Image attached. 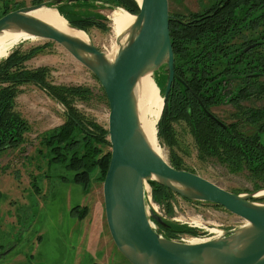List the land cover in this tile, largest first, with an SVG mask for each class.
I'll return each instance as SVG.
<instances>
[{"label":"rangeland","instance_id":"1","mask_svg":"<svg viewBox=\"0 0 264 264\" xmlns=\"http://www.w3.org/2000/svg\"><path fill=\"white\" fill-rule=\"evenodd\" d=\"M41 1L45 0H0V14L5 2L7 10L12 11ZM210 1L168 0L169 12L186 15L201 12ZM70 7L74 12L65 11L72 19H75V12L106 17L107 30L88 27L86 34L99 50L111 55L116 47V34L112 29L110 14L121 7L115 6L113 0H90L88 6L73 2ZM31 47H38L39 50L26 62L27 67L35 69L46 66L47 79L54 85H82L89 88L86 99L76 100L74 105L87 118L107 128L108 102L96 77L51 40L37 38L19 41L8 53L14 49L26 51ZM158 79V86L162 87L164 80L161 76ZM259 80L264 82V77ZM20 89L16 109L29 122L31 130L22 148L0 155V254L9 250L0 257V264H130L108 232L102 182L96 179L97 174L92 175L90 189L85 193L82 185L72 180L74 171L60 163L49 162L47 149L39 144L41 133L63 123L65 107L34 84L23 85ZM241 105L264 108V97L246 100ZM211 109L226 123L239 122L240 129L246 134L256 132L255 126L245 121L244 117L237 116L238 109L231 104L223 103ZM158 122L157 143L162 157L169 164L172 156H175L180 161L181 170L195 173L230 192L249 194L254 191L253 182L246 171L235 173L214 159H198L197 147L184 121H173L171 124L172 142L158 135ZM103 150H108V147L104 146ZM147 195L151 197L150 185H147ZM251 200L264 204V193H256ZM146 207L152 208L172 225L197 229L196 236L209 232L217 234L245 223L220 206L188 201L174 193L161 203L154 202L151 197L150 202L146 200ZM151 223L158 231V226L153 221ZM180 236L187 239L196 237L179 233L172 239Z\"/></svg>","mask_w":264,"mask_h":264},{"label":"water","instance_id":"2","mask_svg":"<svg viewBox=\"0 0 264 264\" xmlns=\"http://www.w3.org/2000/svg\"><path fill=\"white\" fill-rule=\"evenodd\" d=\"M73 2L84 1L45 0L19 7L0 17V32L20 31L56 42L86 67L103 89L111 146L102 182L103 208L108 232L119 252L130 264H264V204L251 200L264 189L234 193L174 168L152 148L142 129L134 91L138 79L151 73L165 104L175 77L168 0H136L139 12L125 34L116 37L117 50L111 59L89 40L69 35L30 14L42 7L57 10ZM68 26L79 30L69 22ZM159 76L164 80L162 87L158 86ZM149 181L185 200L219 205L245 223L198 242L167 238L151 223L164 229L170 226L146 207Z\"/></svg>","mask_w":264,"mask_h":264},{"label":"trees","instance_id":"3","mask_svg":"<svg viewBox=\"0 0 264 264\" xmlns=\"http://www.w3.org/2000/svg\"><path fill=\"white\" fill-rule=\"evenodd\" d=\"M83 1V5H89L86 0ZM6 2L0 17L10 12ZM113 2L132 15L139 12L136 0ZM70 5L61 6L57 10L74 27L85 32L88 27L107 30L106 17L100 14L75 12V19L70 18L65 11L71 9ZM196 16L199 15H193ZM242 30L254 31L251 41L255 42V47L250 54L241 53L243 56L235 57L240 58L238 63L227 64L228 69L234 70L221 72L227 76L237 75L241 79L247 73H252V78L243 84L242 89L236 90L211 85L209 81L212 79L206 82V78L214 71L202 70L204 62L197 59H201L208 44H216L221 51H232L234 48L229 43ZM172 31L170 40L180 70L174 71L177 80L163 106L158 135L172 142L171 124L173 121H184L197 147L198 159H214L231 172L246 171L253 182L254 191L264 189V108H244L239 105L241 100L264 97V82L259 80L260 75H264V0H244L242 3L229 4L216 14L203 18L196 27L188 24L172 28ZM38 50V47L26 51L14 49L0 61V155L11 149H20L25 143L31 126L17 111L15 102L21 93V86L34 84L66 109L63 123L41 133L39 144L47 149L49 162L60 163L74 171L72 180L81 184L86 193L90 189L92 175L96 173V179L103 182L108 168L111 146L107 128L87 118L74 105L76 100L86 99L90 93L89 88L82 85H54L47 79L46 66L35 69L27 67L26 62ZM225 58L231 59V56ZM241 59L252 60L254 70H241L249 64L242 63ZM100 89L103 91L101 86ZM230 102L238 106L240 116L255 126L256 132L246 134L240 129L239 123L220 122L210 112V106ZM104 146L108 150L104 151ZM170 164L181 169L180 161L175 156H172ZM149 183L154 202L161 203L172 194L155 181ZM160 231L167 238H175L179 233L192 236L197 234V229L185 225L170 224L166 229L158 226Z\"/></svg>","mask_w":264,"mask_h":264},{"label":"bare ground","instance_id":"4","mask_svg":"<svg viewBox=\"0 0 264 264\" xmlns=\"http://www.w3.org/2000/svg\"><path fill=\"white\" fill-rule=\"evenodd\" d=\"M140 1V0H137ZM30 14L35 16L50 25L56 27L57 29L72 35L77 38L88 40V36L85 31L79 29H73L68 26L67 20L58 13L55 8L42 7L31 11ZM134 15L130 14L123 8H117L110 14V19L112 23L113 32L116 37L121 34H125V30L133 22ZM37 37L30 36L24 32L14 31V30H3L0 32V59L6 57L14 47L16 43L23 40H36ZM125 35L121 39L124 42ZM112 49V54L108 55V58H113L117 45ZM135 96L137 101V110L140 119L142 129L152 146V148L161 155L160 147L157 143L156 137V121L159 120L161 111L163 108L162 97L159 94L156 82L151 75L147 73L140 77L135 86ZM154 115V117H153ZM162 156V155H161ZM259 195L264 193V190L258 192ZM202 240L191 239L190 242H198Z\"/></svg>","mask_w":264,"mask_h":264},{"label":"flooded vegetation","instance_id":"5","mask_svg":"<svg viewBox=\"0 0 264 264\" xmlns=\"http://www.w3.org/2000/svg\"><path fill=\"white\" fill-rule=\"evenodd\" d=\"M244 0H211L209 2V4L205 7V9L201 12H189L187 15L186 14H181V13H175V14H170V20H169V32H170V36L171 34H173L172 28L175 29L176 27L179 26H187L188 24L190 25H195L198 26L199 21L200 23L202 22V19L205 17H209L212 14H216L217 12H219L223 7L228 6L229 4H238V3H242ZM169 10V7H168ZM193 15H199L196 17H193ZM253 33L254 31H245L242 30L239 33H236L231 42L229 43V45H231L234 49H231L232 51H221L220 49H218V46L216 44H208L207 50L205 51L204 54H202L201 59H197V60H201L202 62V70H212L214 71L213 74L211 76H208V78H206V82L208 81V79H212L209 82L212 83L211 85H215L218 86L220 88H225V90H236V89H242L244 87V83H248L249 78H252V73H247L245 75L244 79L239 78L237 75L233 76V75H225L222 74L221 70H234V69H228L229 67H227V64L229 63H238L239 59L235 58L237 56H243L244 55H248L251 52V49L253 47H255V42L251 41V39L253 38ZM253 45V46H252ZM243 53V54H241ZM225 56H231V59H227L225 58ZM242 63L245 64V62L248 64L246 65V67H244L241 70H254L253 67V61L252 60H247V59H241L240 60ZM174 71L175 70H180L179 67L177 66L175 57H174ZM176 73V72H175ZM264 75H260V78H263ZM243 78V77H242ZM176 76L174 77V81L172 84V87L175 85L176 82ZM242 84H239V83ZM172 87L169 91L168 98L170 97L171 94V90ZM246 100H241L239 102V105H241L242 102H244ZM228 104H231L232 106L236 107L238 110V114L237 116H240L239 114V108L238 106H235L233 104V102H230ZM221 105V104H220ZM218 106V105H212L210 106V112L215 116L216 119H218L220 122L226 123L223 120H221L220 118H218L213 112L212 109L213 107ZM244 108H249V107H245L242 106ZM230 123H236V122H230ZM239 123V122H237ZM229 124V123H226Z\"/></svg>","mask_w":264,"mask_h":264},{"label":"built area","instance_id":"6","mask_svg":"<svg viewBox=\"0 0 264 264\" xmlns=\"http://www.w3.org/2000/svg\"><path fill=\"white\" fill-rule=\"evenodd\" d=\"M150 199H151V197L148 196V200H149V202H150ZM153 228H154V225H153ZM219 232H220V231H219ZM219 232H218V233H219ZM218 233H217V234H211V232H209V233H207V234H203L202 236L192 237L191 239H195V240H206V239L213 238V237L217 236ZM191 239H190V238L187 239V238H185V237H181V236H180L179 238H177V239H175V240H178V241H184V242H189Z\"/></svg>","mask_w":264,"mask_h":264},{"label":"crops","instance_id":"7","mask_svg":"<svg viewBox=\"0 0 264 264\" xmlns=\"http://www.w3.org/2000/svg\"><path fill=\"white\" fill-rule=\"evenodd\" d=\"M127 261V260H126ZM124 264H125V262H124Z\"/></svg>","mask_w":264,"mask_h":264}]
</instances>
